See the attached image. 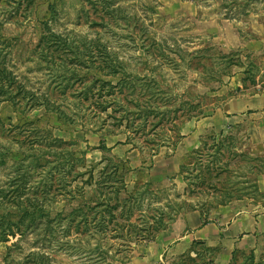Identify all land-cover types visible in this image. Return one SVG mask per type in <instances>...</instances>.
Masks as SVG:
<instances>
[{"label":"rangeland","instance_id":"rangeland-1","mask_svg":"<svg viewBox=\"0 0 264 264\" xmlns=\"http://www.w3.org/2000/svg\"><path fill=\"white\" fill-rule=\"evenodd\" d=\"M0 158V264H264V0H0Z\"/></svg>","mask_w":264,"mask_h":264},{"label":"crops","instance_id":"crops-1","mask_svg":"<svg viewBox=\"0 0 264 264\" xmlns=\"http://www.w3.org/2000/svg\"><path fill=\"white\" fill-rule=\"evenodd\" d=\"M194 213H196V214H194ZM191 215L195 216L197 218V221H195L191 224H188L183 219H180L173 227H171V229H172L171 232L176 234V238H174L173 245L170 248V251L171 252L173 251L172 253H180L184 249H187L194 239H205L208 241V238L210 235L207 236V234H208L207 232L212 231V228H210L208 226V224L202 225L200 223V220H198V218L201 217V216H199V212L195 211ZM241 218L244 219L245 216L243 215V216L236 217L235 221L233 222L234 224H232L236 230L239 229L236 227H238L237 226L238 221L241 220ZM182 227H183V229L188 227L190 230H185L184 233H182V229H181ZM216 231H215V233H216ZM218 232H219V230H218Z\"/></svg>","mask_w":264,"mask_h":264},{"label":"trees","instance_id":"trees-1","mask_svg":"<svg viewBox=\"0 0 264 264\" xmlns=\"http://www.w3.org/2000/svg\"><path fill=\"white\" fill-rule=\"evenodd\" d=\"M36 145H38V144L36 143ZM103 148H104V146H103ZM32 155L33 154H31V156ZM0 160H1V158H0ZM1 163H4V161H2ZM59 163H61V162H59ZM59 163L57 164L59 166H57V165H56L57 167L55 166L57 168V170H59V168H60V164ZM44 165L45 164H42V166H44ZM25 172L26 171H24V173ZM23 177H24V174H20V175L18 174L16 176V178H17V180L15 182V185L16 186H15V188L12 189L11 196L14 199V202H15V205L14 206H15V208L17 209V211H20L22 213L21 214L22 218L24 217V220H21L20 219L19 221H21V224H23V225L26 226L28 224H32L35 219L32 218V217H30L29 219H27L28 220L27 221V220H25V217L28 216V215H30V214H34V212H36V211L39 214L40 212H42L44 210V205L42 203L41 204H36L35 203V205L32 204L33 200L25 192L26 191L25 190V183L26 182H25V179ZM20 180H23V182H21ZM33 199H35V198H33ZM37 212H36V214H37ZM21 216H20V218H21ZM85 220H86V217H83L80 221H85ZM0 231H2L3 233H5V229L2 228V226H0Z\"/></svg>","mask_w":264,"mask_h":264}]
</instances>
